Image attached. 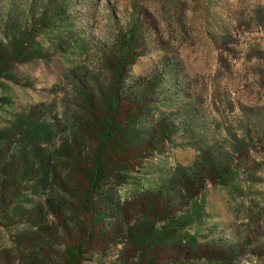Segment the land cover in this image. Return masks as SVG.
<instances>
[{"label":"rangeland","instance_id":"374dc122","mask_svg":"<svg viewBox=\"0 0 264 264\" xmlns=\"http://www.w3.org/2000/svg\"><path fill=\"white\" fill-rule=\"evenodd\" d=\"M129 26L126 167L94 196L103 219L80 264H264V0H0V47L22 30L33 40L0 77V174L22 175L0 205V264H65L90 239L62 152L92 144L80 94L98 105ZM205 156L227 182L187 199L179 177L200 185Z\"/></svg>","mask_w":264,"mask_h":264},{"label":"trees","instance_id":"16d2710c","mask_svg":"<svg viewBox=\"0 0 264 264\" xmlns=\"http://www.w3.org/2000/svg\"><path fill=\"white\" fill-rule=\"evenodd\" d=\"M29 35L30 33L27 30H22L11 36L5 47H0V77L12 62L21 60L24 52L23 46L33 43ZM136 39L137 32L132 26H129L125 32L119 35V51L113 61L108 62L109 71L112 74V81L103 94H101L102 97L97 106L91 102L86 92L80 94L84 109L88 114V119L82 122L81 126L92 136V144L84 148L87 150L85 154L83 149L82 152L77 151V145L73 144L75 141H71V145L65 146V150L62 154L69 161H73L74 165L77 166L74 171L83 181L81 185L79 184V186H77L78 193L71 194V196L73 199H77L76 209L79 213L78 218L80 217V219L83 220L87 217V236L90 239L85 241L82 240L77 244L67 246L65 248V253L68 257L65 264H80L83 248L85 244L93 238L91 230H93L94 225L98 221L103 219V214L99 210H96V206L93 202L94 196L102 182L107 179L112 172L126 167L115 158L124 153L125 147H128V144H130L127 132L135 120L132 114L125 113L123 114L124 116L121 117L119 111L120 107L118 105L122 98H133V95H130V92L126 91V88L124 89L122 70L125 66L133 63L130 51ZM135 99L137 100L138 98L135 97ZM138 101L139 100H137V102ZM138 103L140 104H138L137 107H140L141 100ZM137 110L140 113V108H137ZM161 135L162 134H160V136ZM79 148L83 147L81 146ZM23 164L26 166V162ZM30 164L28 169L34 171L35 168L31 167L32 163ZM196 170V172L202 173L201 183L199 185V182H197L196 188L193 186L195 184V180H193L194 176L188 173L180 175L178 180V184L187 195V199H191L195 196L203 187V183L206 180L211 182L218 181L220 184H225L230 172L222 161L206 156L203 158V161H201V164L196 167ZM21 177L22 175L18 174V168L14 166H10V170H8L6 176L0 174V205L7 200V187L8 189L10 188L11 195L16 196L15 190L20 188V183L22 181ZM47 204L54 213L53 202L47 200ZM164 217L172 220L171 215H165ZM213 257V259H218L215 254H213Z\"/></svg>","mask_w":264,"mask_h":264}]
</instances>
